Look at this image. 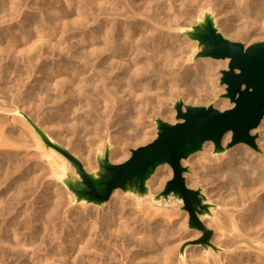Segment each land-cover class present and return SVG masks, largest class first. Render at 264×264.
Here are the masks:
<instances>
[{
	"label": "bare ground",
	"instance_id": "obj_1",
	"mask_svg": "<svg viewBox=\"0 0 264 264\" xmlns=\"http://www.w3.org/2000/svg\"><path fill=\"white\" fill-rule=\"evenodd\" d=\"M26 1L0 0V23L17 18L23 6H29L30 2ZM62 1L75 9V17H71L73 10L67 13L65 10L64 14L54 5L52 12L56 15L43 9L49 3ZM33 8L43 11L42 16L25 13L23 23L10 22L7 28H0V188L5 189L0 194L3 196L0 264H264V118L251 131L262 132L258 149L245 142L228 147L233 137L232 131H228L223 137L222 150H217L210 140L204 143V151L199 152V164L202 163L206 174L198 175L189 186H209L202 190L207 201L216 196L226 206L225 215L219 214L223 218L216 220L213 207L206 214L211 217L208 225L215 221L212 225L215 224L219 233L214 237L218 249L210 245H204V249L195 246L189 254L191 248L184 244L192 235H181L175 223L177 215L173 216L179 212L173 214L155 204L142 206L145 195L138 190H130L136 197V209L122 198L116 200L115 193L111 194L110 202H116H111L107 210L102 209V203L94 202L91 203L95 205L80 206L84 214L75 205L66 210V202L62 200L66 195L59 192L62 187L56 190L55 204H50L53 199L49 203L45 201L56 189L51 186L45 193L40 191L43 195L38 196V201L33 199L45 203L44 208L35 206L36 203L28 206L30 193L37 191L36 186L41 188L39 183L46 174L66 188L75 177L80 179L76 168L73 176L72 161L43 138L42 132L77 157L66 143L49 133L52 126L47 123L54 122L51 117L59 114L54 123L59 126L58 131L70 124L78 138L80 132L92 134H87L91 138L84 140V144L80 142L75 147L87 151L85 158L89 155L90 159L83 167L98 178L99 166L93 164V153L96 158L104 156L107 148L110 150L112 143L115 144L111 143L112 126L121 122L123 130H128L132 125H143L147 106L155 108L156 102L164 105L166 95L206 90L213 83L215 66L208 63L209 59L200 69L201 61H192L196 53L186 52V40H176L180 32L184 37L191 32L194 24L190 23L194 19H190L195 17L200 22L210 14L217 26L216 11H234L236 18L244 23L235 27L236 30L232 23L226 24L229 31L224 36L231 37V32L241 30L250 33L253 27L264 29V0H41ZM184 18L190 20L189 25L186 22L182 25ZM71 38L80 41L76 45H64ZM87 41L95 42L90 49L84 45ZM50 48L52 55L47 50ZM216 62V66L226 68L230 60ZM154 79L169 83L164 92H161L163 87L154 89ZM217 99L214 98V104L219 109L229 102L228 98ZM175 111L165 115L158 110L170 123H176ZM45 126L50 128H46L49 132ZM146 132L143 136L148 138ZM64 137L60 140H66ZM114 152L115 149L109 151L111 161ZM165 166L168 168L167 163L160 165L151 178ZM24 168H29V174ZM186 178H189L187 174ZM216 181L220 182L216 185ZM218 186L227 192L226 196L216 192ZM147 187L149 191V182ZM9 192L12 196L7 198L5 194ZM72 198L78 200L75 194ZM28 199L26 207L21 205ZM165 217H172L166 218L168 224L161 222ZM222 251L229 253L223 256Z\"/></svg>",
	"mask_w": 264,
	"mask_h": 264
},
{
	"label": "water",
	"instance_id": "obj_2",
	"mask_svg": "<svg viewBox=\"0 0 264 264\" xmlns=\"http://www.w3.org/2000/svg\"><path fill=\"white\" fill-rule=\"evenodd\" d=\"M187 35L198 42V57L215 59L229 58L228 69L221 70L220 83L226 85L221 95L230 99L234 106L221 111L213 106H193L182 99L176 101V123L156 119L157 136L151 142L131 150V156L124 162L115 164L109 159V148L104 156L97 158L98 174L95 177L86 171L82 162L71 151L52 142L43 132L45 141L69 158L80 175L69 181L67 188L78 201L103 203L110 199L113 190L120 188L124 193L130 190L148 192L147 182L158 166L169 164L174 176L167 181L164 189L155 194L158 198L173 196L182 203L189 213L188 228L202 232L192 241V245L212 244L214 231L209 229L202 217L211 213L215 207L207 201L201 188L187 186L184 173L188 168L182 161L203 150L206 141H213L217 150H222V141L228 131L233 137L230 146L245 142L256 146V137L251 131L257 128L264 118V41L245 46L243 42L233 41L224 36L214 23L210 14L193 25ZM189 245L186 244L185 247Z\"/></svg>",
	"mask_w": 264,
	"mask_h": 264
},
{
	"label": "rangeland",
	"instance_id": "obj_3",
	"mask_svg": "<svg viewBox=\"0 0 264 264\" xmlns=\"http://www.w3.org/2000/svg\"><path fill=\"white\" fill-rule=\"evenodd\" d=\"M30 2V3H29ZM41 2V0H27L26 1V3H29V6H27V5H24L23 6V8H22V10H21V13H20V15L17 17V18H15V19H13V20H9V21H5V22H3V23H0V28L2 29V28H7L8 27V24L11 22H13L14 23V25H18V23L19 24H21V23H23V17H24V14L25 13H29V14H32V13H34V14H36L37 16H39V17H41L42 16V14H43V11L42 12H40L37 8H33V7H36V6H38L39 5V3ZM37 3V4H36ZM52 5H54V8L56 9V10H60L61 12H63L64 14H66L67 13V11H72L71 13H72V18L73 17H75V15H76V13H74L75 11V9H73L72 7H69V3L68 2H66V1H62L61 3H55V2H53V3H49L48 5H46V6H44L43 7V9H44V11L45 12H47L48 11V13L49 12H52L53 11V6ZM69 9V10H68ZM66 10V11H65ZM66 13H65V12ZM62 13V14H63ZM220 13H221V15H220ZM227 13V14H226ZM225 13V11L224 12H219V11H216V14L215 15H217V18H218V20H217V26H218V29H219V31L221 32V30H222V33L225 35V31H229V29L227 30L226 29V27H225V25L226 24H231L234 28H233V30L235 29V27L236 28H239L240 26H242L243 25V21H242V19H240V18H236V15H235V13H234V11L233 12H230V13H228V12H226ZM52 14L53 15H56V13L55 12H52ZM226 14V15H225ZM219 15V16H218ZM235 15V16H234ZM222 16V17H221ZM7 17L8 16H6V19H7ZM223 17H224V19H223ZM226 17V18H225ZM238 17V16H237ZM194 19V20H193ZM226 19V20H225ZM103 20H104V18H103ZM183 20H185V18L184 19H182L181 21H182V25H183V22H186L188 25H189V23H190V20L192 21L193 20V22H191L190 24H197V22H198V19L197 18H192V19H188V18H186V20L185 21H183ZM228 20V21H227ZM17 21V22H16ZM189 21V22H188ZM197 21V22H196ZM225 22V23H224ZM186 23L184 24V26L186 25ZM188 25H186V26H188ZM96 26V23L95 24H92V26H91V29H93L94 27ZM238 26V27H237ZM226 30H225V29ZM236 30V29H235ZM231 32V31H230ZM261 32V33H260ZM241 33V34H240ZM231 37H228L229 39H231V40H233V41H237V42H243L244 44H245V46H249V45H251V44H253V43H256V42H261V41H264V29H255V27H253L252 29H251V31H250V33H247V31H245V30H241V31H239L238 33H235L234 31L233 32H231ZM238 34V35H237ZM260 34V35H259ZM243 36V38H242V36ZM180 36V37H179ZM234 36V37H233ZM240 38H239V37ZM247 36V37H246ZM55 37L56 36H53V38L55 39ZM186 37V38H185ZM184 37V35L180 32V34L178 35V37L176 38V40H177V42H179V41H181V39H183L184 40V42H185V40H186V42L184 43L185 45H188L187 46V54H190V53H193V52H197L198 51V42L197 41H195V40H193V39H191L188 35H186ZM185 38V39H184ZM80 39V38H79ZM78 38H71V39H68L66 42H65V44L64 45H76V43L78 42V40H79ZM188 40V41H187ZM80 41V40H79ZM94 41H87L86 43H84V45L85 46H87V48L88 49H90L92 46V44L91 43H93ZM98 42V43H97ZM181 42H183V41H181ZM187 42H188V44H187ZM95 43V42H94ZM96 43L97 44H99V41H96ZM22 46H24V44L22 45ZM45 47L46 48H48L47 47V45H45ZM47 50H49L50 51V54H51V51H52V48H50V49H47ZM58 51H59V49H56V53H58ZM52 55V54H51ZM64 55V54H63ZM74 62H76V63H79V61H78V59H75V58H71ZM206 59L208 60V63H210V65L211 66H215V69H214V71H213V73H212V77H213V83L210 85H207V89L205 90H202V91H192L191 93H188V92H186V91H184V93L183 92H177V93H175V94H173V95H166L165 97H167V98H164V100H166V101H164L163 100V104L164 105H159L157 102L156 103H153V104H155V106H157V107H155L154 108V106L153 105H151L150 107H146L147 109H145L147 112H149V113H145L146 114V116H147V118H145L146 119V121L144 120V123H143V125H132V129H128V130H123V128L121 127V122L119 121V119L117 120L118 121V125H116V126H112V128L110 129V133H111V143L112 142H114L115 144H113L112 143V147L110 148V150H112V149H115V152L113 153V155H114V160L113 161H111V162H113V163H115V164H119V163H122V162H124V161H126L130 156H131V150L132 149H136V148H138L139 146H143V145H145V144H147V143H149V142H151L154 138H156V136H157V132H158V129H157V126H156V119L157 118H161V119H163L162 117H161V115L159 114V112H158V110H160V111H164L163 113L166 115H168V114H171V111L174 109V110H176L175 109V105L174 104H176V101L177 100H179V99H182L184 102H185V104H189V105H193V106H205V107H209V106H213V107H215V104H214V102H215V100H214V98L216 99V100H218L217 98H219V99H222L223 97H220L222 94H224L225 92H226V85H222L221 83H220V78H221V76H222V74H221V70H223V69H228V66L226 67V68H220L219 66H216V60L217 59H215V58H211V57H198V58H196V54H195V59L194 60H192L193 61V63L194 62H199V61H201V64L199 65V68L200 69H203L204 67H205V63L207 62L206 61ZM49 62H53L54 60H52V59H49L48 60ZM188 63V62H187ZM207 83V82H206ZM205 84V83H204ZM168 85H169V83L168 82H163V83H161V82H159V81H157L156 79H154V89H157V87H163L162 89H161V92H164L165 90H166V87H168ZM77 92V91H76ZM168 94V93H167ZM153 95H154V93H153ZM172 97V98H171ZM174 98V99H173ZM225 98V97H224ZM170 101V102H169ZM228 101L229 102H227V106H225V107H223L222 109H219V108H217V107H215V108H217V109H219V110H221V111H224V110H227V109H230V108H232L234 105H232L233 103L230 101V99H228ZM155 102V101H154ZM167 102V103H166ZM165 104H167V106L165 105ZM160 107H162V108H160ZM163 107H164V110H163ZM148 108H150V109H148ZM160 108V109H159ZM148 110H150V111H148ZM153 112V113H152ZM56 114V113H55ZM154 114V115H153ZM39 116H41L40 117V119L42 118V113L41 114H39ZM125 116V113L123 114V117ZM117 117V113H115V116H114V118H116ZM174 117H175V122H178V121H180L179 119H177V113H176V111L174 112ZM51 119H54V122H52V121H50V123H47V124H49L50 125V128H51V126H52V128H53V126L54 125H56V124H54L55 123V121H57L58 119H59V114L57 113L56 114V116L54 115L53 117H51ZM164 120V119H163ZM165 121H167V122H169L168 120H166L165 119ZM51 122H52V125H51ZM70 125V124H69ZM69 125L67 126V127H69ZM57 126V125H56ZM55 126V127H56ZM136 126V127H135ZM54 127V128H55ZM58 127L59 126H57V131H55V129L53 128H51V130H49L50 128L49 127H46L45 126V129L46 128H48V130L50 131H48L47 129V131L51 134V132H52V135L54 136H56V138H58L59 139V141L62 143H66L67 145H65V146H69L68 148L70 149L71 148V150L72 151H74L76 154H77V157L80 159V161L82 162V164H83V166L85 165V163L87 162V161H89V159L90 158H88L89 157V155H87L86 156V158H85V155L87 154V151L85 150V149H82V148H80V150H79V148H76L77 147V145L76 144H79L80 142V144H82L83 142H84V140H85V142L87 141L86 139H89V137L90 136H87V134L89 135L90 133H88V132H84V134L82 133V132H80L79 134H80V136L81 135H83V136H79V138H78V135H77V133H76V131L74 130L73 131V127H69V129L68 130H70V131H66V132H63V131H65L66 130V128H64L63 130H61L60 129V131H58ZM133 127H135V128H133ZM55 131V133H53L54 131ZM134 132H133V131ZM143 130H149V131H143ZM139 133H137V132ZM142 131L145 133H149L148 135H149V137L147 138L146 136H143V134H142ZM56 132H60V134H62V133H64V136L66 137V140H69V141H66V140H64L63 138H62V141L60 140V137H64L63 136V134H62V136L60 135V134H58V135H60V137L57 135V133ZM103 132H105V131H103ZM66 133V134H65ZM109 133V134H110ZM134 133H136L135 135L137 136V138L135 139L134 138ZM262 132L260 131V132H251V134H253L255 137H256V140H255V143H256V146H253V148L255 147V149H258V147L260 146L259 145V142H258V140H259V138L261 137V134ZM132 134V135H131ZM69 135V136H68ZM76 135V136H75ZM90 135H92V134H90ZM147 135V136H148ZM54 136V137H55ZM131 136L133 137L132 139H131ZM145 138H143V137ZM64 137V138H65ZM69 137V138H68ZM88 137V138H87ZM114 137V138H113ZM117 137V138H116ZM119 137V138H118ZM125 137H128V138H125ZM130 137V138H129ZM143 139H142V138ZM84 138V139H83ZM91 138V137H90ZM113 138V139H112ZM123 140H122V139ZM80 139V140H79ZM115 139H121L122 141H123V144H121V142L119 141V142H117V140L115 141ZM128 139V140H127ZM65 142H64V141ZM127 140V141H126ZM68 142H69V144H68ZM76 142V143H75ZM230 143H231V140H230ZM230 143L228 144V147H230V148H232V147H236V146H238L240 143H238V144H236V145H234V146H230ZM84 144V143H83ZM117 144H119V145H117ZM222 144H223V141H222ZM76 146V147H75ZM73 148H75L74 150H73ZM81 149H82V151H81ZM79 150V151H78ZM84 150V151H83ZM109 150V151H110ZM32 152L34 151V149H32L31 150ZM80 151H81V153H80ZM202 151V150H201ZM201 151H198V152H196L195 154H193V155H191L189 158H187V159H185L184 161H182V164H183V166L185 165V167H187L188 168V171L187 172H185V174H184V176H185V178H186V174L188 175V179L186 178L185 180H186V184H187V186L188 187H190V188H193V189H199V188H201V187H203V188H201V190H203L204 188L206 189V188H208L209 186H196V187H194V186H189L191 183H193L194 182V180L196 179V177L198 176V175H204V174H206V172L204 171V170H202L203 168H202V163H200L199 164V159H200V155H199V152H201ZM203 151H204V149H203ZM202 151V152H203ZM83 152V153H82ZM85 152V153H84ZM84 154V155H83ZM94 155H93V164L94 165H98L99 166V163H98V160H97V158L95 157L96 155H95V152L93 153ZM83 156H84V158H83ZM87 158H88V160H87ZM83 159H85V160H83ZM189 161H190V163H189ZM201 165V166H200ZM71 166H72V169H73V176L76 174V172H75V167H74V165H73V163H71ZM169 164H168V168L165 166V168H163V169H161V170H157V173L155 174V178L154 179H150L148 182H149V191L148 192H146V193H144V195H145V197H143V199H142V206H150V207H152V204H155V206L156 207H164V208H166L167 210H169L170 212L172 211V213H173V211H174V213L175 212H179L178 214H172L173 216H175V215H177V220H175V223L177 224V226L179 227V229L181 230L180 231V233H181V235L182 236H186V237H190L191 235H192V237H190V238H188L187 239V241L185 242V244L184 245H186V244H189V246L187 245V247L188 248H191L190 250H189V254L191 253H193V250L195 249V248H199V249H204V245H201V244H197V245H192V244H190L192 241H194V240H196V239H198L201 235H202V232L201 231H198V230H194V229H189L188 228V223H189V213L186 211V210H184L183 208H182V203H180V202H178L173 196L170 198V200H168L167 198H158L155 194H159L163 189H164V187H165V185H166V183H167V181H169L170 179H172L173 178V176H174V172H173V168L171 167V168H169ZM159 167V166H158ZM201 167V168H200ZM84 169H85V167H84ZM170 169H171V171H170ZM201 169V170H200ZM27 170H29V168H24V172H26L27 174H29V171L27 172ZM36 170H38V173H41L40 171L41 170H39L37 167H35V171ZM89 170V169H88ZM88 170H86V171H88ZM202 171H204V172H202ZM37 172V171H36ZM201 173V174H200ZM191 174V175H190ZM192 175H193V177H192ZM46 176H47V174H46ZM45 176V177H46ZM44 177V181H43V179H42V181L39 183V185L41 186V188H39V186H36V189L35 190H39V194H37V193H35V192H37V191H35L34 193H30V196L32 195V197H30L29 196V199H30V205H28V203H29V199H28V201H23V202H21V205H24L25 207H26V205H28V206H31L32 205V203H36L35 204V206H37V207H39L40 209H42V208H44L43 206H44V204L45 203H37V202H34V200L35 201H38V198L41 196V195H43L42 193H45V191L47 190V187L48 186H51L52 187V189H54V188H56V189H54V190H52V193H51V195L49 196V197H47V198H45V201L47 202V203H49L50 201H51V199H53L51 202H50V204H55L54 202H55V198H56V200H57V196H56V190H60V188H61V190L59 191L60 193H64L63 195H66V197H63V198H65V199H63L62 198V200H64L63 201V203H65L66 205H64V206H66V207H64L66 210H68L69 208H68V206L69 207H72V206H76L77 207V211H79L80 213L82 212V214H84L83 213V211L82 210H80L79 208H80V206L81 205H83V204H90V205H95L94 203H91V202H89V201H86L85 203L84 202H82L81 200H79V202H77L78 200H73V198H72V195L74 196V194H73V192H71V191H69L61 182H59V185H57L58 183L57 182H55V180L54 179H52V178H49V176L48 177H46L45 178ZM75 177V176H74ZM47 178H49V181H48V179ZM26 179V178H25ZM51 179H52V181H51ZM53 180H54V182H53ZM46 181V182H45ZM51 181V182H50ZM191 181V182H190ZM218 182H220V181H216L215 182V184L217 185V183ZM43 183V184H42ZM49 183V184H48ZM42 184V185H41ZM45 184V185H44ZM48 184V185H47ZM62 185V186H61ZM57 186V187H56ZM2 188H4V186H1V188H0V194H2V192L4 193L5 192V189H3V190H1ZM38 188V189H37ZM63 188H64V190H63ZM221 187L220 186H218V188L216 189V192H218L219 194H222V195H224V196H226V194H227V192H225V190L224 189H220ZM42 189V190H41ZM45 189V190H44ZM44 190V191H43ZM63 190V191H62ZM42 193H41V192ZM66 193V194H65ZM117 194V199L116 200H119V199H124L125 200V202L127 203V205L128 206H131V208H138L136 205H135V202H136V197L133 195V193L132 192H130V191H126L125 193L120 189V188H117V189H115L114 191H113V193H112V195L113 194ZM52 194H53V196H52ZM214 194V193H213ZM36 197H35V196ZM70 195H71V197H70ZM5 196L7 197V198H9V197H11L12 196V192H9L8 194H5ZM39 196V197H38ZM34 197V198H33ZM213 197V196H212ZM153 198H157V200L156 201H153ZM214 198V200L212 199V200H208V202H210V203H213L214 205H215V207H213L215 210H216V212H215V214H216V216H217V218H216V220L218 219V218H223L224 216H221V215H225V207L226 206H224V202H223V200H218V198L216 197V196H214L213 197ZM217 198V199H216ZM33 201H32V200ZM49 199H50V201H49ZM70 199H71V201H70ZM110 199H111V197H110ZM110 199L108 200V201H106V202H103L102 203V205H103V208L102 209H109L110 208V204H111V202H113V203H115L116 201L115 200H112L111 202H110ZM1 200H3V196L2 197H0V203H1ZM48 200V201H47ZM44 201V202H45ZM222 201V202H221ZM219 202H221V203H219ZM25 203V204H24ZM43 204V205H42ZM222 204V205H221ZM72 205V206H71ZM74 206V207H75ZM42 207V208H41ZM64 209V210H65ZM92 210H95L96 211V209H95V207H93V208H91ZM217 212H218V214H217ZM185 213H188L187 214V216L185 215ZM219 214H221V215H219ZM219 215V216H218ZM166 218H168V217H165V218H163V220H161V222H164V223H167L168 224V219H171L170 217L166 220ZM210 216H208V215H205V216H203L202 217V219H203V221H204V223H205V225L209 228V229H212L213 231H214V233H213V237L212 238H214V237H216V236H218V231H217V228H216V226H215V224H214V226L212 225L213 223H215V221L213 222V223H211L210 225H208V223L209 222H211L210 221ZM186 219H187V221H186ZM165 220H166V222H165ZM222 220V219H221ZM224 220V219H223ZM150 222H155V221H153V220H151ZM0 223H1V221H0ZM149 223V222H148ZM152 223V224H153ZM151 224V223H150ZM179 224V225H178ZM199 233H197V232ZM8 233V232H7ZM183 233V234H182ZM9 234H12V232H9ZM194 234H195V236H194ZM201 234V235H200ZM196 235H198L197 237H196ZM216 238H214V240H215ZM212 241V244L214 245L215 243V246L217 245V239H216V241ZM196 246V247H195ZM218 246V245H217ZM193 247V248H192ZM195 247V248H194ZM187 248V249H188ZM222 253V255L223 256H226V254L227 253H229V252H226V251H222L221 252ZM226 253V254H225Z\"/></svg>",
	"mask_w": 264,
	"mask_h": 264
}]
</instances>
